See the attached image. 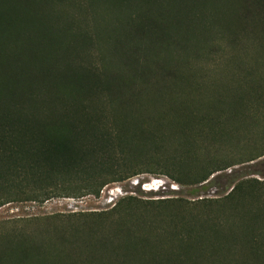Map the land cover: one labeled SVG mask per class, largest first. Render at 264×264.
<instances>
[{
	"label": "trees",
	"instance_id": "16d2710c",
	"mask_svg": "<svg viewBox=\"0 0 264 264\" xmlns=\"http://www.w3.org/2000/svg\"><path fill=\"white\" fill-rule=\"evenodd\" d=\"M29 1L65 23L19 22L0 0V206L97 196L144 173L200 185L228 168L197 159L202 132H264V0H198L169 23L139 10L157 1ZM143 160L179 177L132 166ZM83 218L8 223L0 264H264V181L193 204L127 196Z\"/></svg>",
	"mask_w": 264,
	"mask_h": 264
},
{
	"label": "rangeland",
	"instance_id": "374dc122",
	"mask_svg": "<svg viewBox=\"0 0 264 264\" xmlns=\"http://www.w3.org/2000/svg\"><path fill=\"white\" fill-rule=\"evenodd\" d=\"M21 0H8V4L12 5V9L16 10L20 17L19 22L36 24V25H51L53 23H65V19L54 14L40 11L39 1L26 2L30 6L18 5ZM107 5L115 4L121 7V10H126L130 6H139L143 2L157 1L161 2L166 7L154 5L147 9H139L141 12L147 10L149 13L157 15L150 22H182L185 20V14L199 10L198 0H173L178 3V6H170L172 0H101ZM90 4V1H89ZM48 12V13H47ZM81 19H76L75 22ZM92 18H83V22L91 21ZM188 18L186 17V21ZM127 19L124 20L126 22ZM194 21V20H193ZM110 22V21H109ZM93 55H97L96 51H92ZM214 61L210 63L204 62L205 68L211 69ZM212 63V64H211ZM96 66L99 64L96 63ZM106 65V64H105ZM201 68L202 63H198ZM168 72V70H167ZM197 81L200 79L196 77ZM166 85V84H165ZM167 86V85H166ZM170 87V85H169ZM168 87V88H169ZM172 87V85H171ZM175 90L173 87L171 88ZM198 94V93H195ZM199 99L201 97H198ZM197 95L194 99H197ZM203 98H201L202 100ZM190 100V99H189ZM200 101V100H199ZM170 104L175 107L177 102L171 100ZM207 129V128H206ZM263 130V129H262ZM233 130L229 127H224L220 123L215 127V131L211 134L208 131L201 133L203 142L196 146L197 159L203 164L216 161L218 167L226 168L221 172H216L209 177L208 181L196 186H179L163 175H154L144 173L139 176H134L121 183H112L104 186L97 196H86L82 198H51L47 201L40 202H24V203H7L0 206V230L7 231L12 221H23L30 219H42L37 222L38 225H44L50 220L46 218H55L60 222L78 225L84 221V216L94 213H103L110 211L119 199L127 196L137 197L142 200H171L184 201L186 203H197L201 200H219L231 192L233 187L244 181H264V132L252 130L246 138L242 132ZM249 139V141L247 140ZM263 140V143H262ZM171 151L174 147L171 141L165 144L156 141L155 144L146 146V151L150 152V157L155 158L153 153L156 146ZM263 155V156H261ZM261 156V157H258ZM212 159V160H210ZM144 161V160H143ZM152 162H133L132 166L141 169L143 172L166 173L174 172L165 168L166 166L156 165ZM168 169V170H167ZM213 168L209 167L211 171ZM175 177H179L174 174ZM136 181V184H135ZM113 191L117 196L115 204H107L108 193ZM32 226H34L32 224ZM39 227V226H38Z\"/></svg>",
	"mask_w": 264,
	"mask_h": 264
},
{
	"label": "built area",
	"instance_id": "2783aa9c",
	"mask_svg": "<svg viewBox=\"0 0 264 264\" xmlns=\"http://www.w3.org/2000/svg\"><path fill=\"white\" fill-rule=\"evenodd\" d=\"M135 184H136V181H135ZM108 199H107V204H109V205H114L115 204V202H116V200H117V196H116V194H114V192L113 191H110L109 193H108Z\"/></svg>",
	"mask_w": 264,
	"mask_h": 264
}]
</instances>
